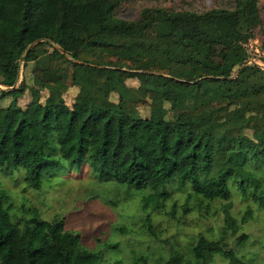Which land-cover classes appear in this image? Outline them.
I'll use <instances>...</instances> for the list:
<instances>
[{
	"label": "trees",
	"instance_id": "16d2710c",
	"mask_svg": "<svg viewBox=\"0 0 264 264\" xmlns=\"http://www.w3.org/2000/svg\"><path fill=\"white\" fill-rule=\"evenodd\" d=\"M142 1L0 0L1 173L38 190L87 166L96 182H115L128 195L151 191L141 197L151 211L165 206L177 183L185 212L192 202L194 209L221 215L224 226L217 238L198 235L189 255L172 248L165 264H211L216 253L229 264H246L226 240L240 228L231 210L235 191L264 205V68L250 62L257 38L264 61L261 0H233L232 8L205 12L155 0L135 18H123ZM12 7L20 27L9 23ZM218 15L233 22L222 29ZM116 38L151 47L137 55L106 53ZM155 46L177 52L179 60L148 65ZM133 72H143L144 86L127 83ZM70 87L78 91L72 105L65 100ZM128 96L137 105L126 104ZM143 106L168 107V113L144 116ZM102 191L92 187V194ZM10 199L0 188V264H102V253L67 229L64 217L42 220L38 207L25 204L19 217ZM146 221L145 231L155 234L151 212ZM112 240L105 248L120 246Z\"/></svg>",
	"mask_w": 264,
	"mask_h": 264
},
{
	"label": "rangeland",
	"instance_id": "374dc122",
	"mask_svg": "<svg viewBox=\"0 0 264 264\" xmlns=\"http://www.w3.org/2000/svg\"><path fill=\"white\" fill-rule=\"evenodd\" d=\"M155 2V0H143L134 8L125 9L122 16L126 19H133L139 8L152 6ZM159 3L174 8H193L200 12L213 8H232L234 5L233 0H159ZM261 6L264 16V0H261ZM88 12L95 13L92 10ZM215 16L211 17V21H216ZM218 17L220 19L217 22L222 29H226L233 22L226 16L218 15ZM9 23L12 28L20 25L16 7L9 10ZM116 32L123 33L122 29H117ZM78 34L84 35L82 30H79ZM114 42L116 46L107 48L106 53L124 52L137 55L151 47L149 42L141 39H131L127 45H123L120 38H116ZM260 42L257 38L250 44V47L254 49L253 52L255 51L250 62H256L264 68V61L261 58L263 53L260 47L256 48ZM155 49L157 51L149 54L146 62L148 65L165 66L179 60L178 53L173 50L161 46H155ZM85 58L92 60L93 54L87 53ZM184 69L194 73L192 67L186 66ZM140 73L143 72H133L127 83L135 87L139 84L144 86V76ZM33 92L36 95L39 94L36 89ZM77 93L75 87L68 89L65 100L69 105L74 103ZM42 94L44 100L47 90H44ZM50 95L49 103L54 107L58 106L56 95L54 93ZM31 97L32 91L30 90L26 99L30 100ZM113 98L118 100V95H113ZM128 98L126 104L137 105V101L132 96ZM167 108L143 106L141 112L144 116L148 115L151 110L165 115L168 113ZM1 172L0 170V188H5L9 192L11 199L8 204H12L14 212L19 217L23 215L20 210L22 204L38 207L42 220L50 221L58 216L64 217L67 229L79 232L85 246L102 253V264H165L172 248L188 254L191 243L197 239L198 235L217 238L224 226V218L221 215L214 216L213 213L194 209L192 202L188 205L192 209L185 212L186 195L177 190V183L170 189L172 197L165 202V206L151 211L150 207L146 209L141 205L142 193L145 191L132 192L128 195V190L115 182L98 183L96 176L87 166L77 171L71 170L53 182H45L38 190L25 185L24 182H17L13 177L15 174L9 175ZM113 183L120 190L119 196ZM92 187L103 188V191L92 194ZM150 192L146 191L144 194ZM232 202V214L237 218L240 228L236 235H231L229 231L226 240L228 248L233 249L246 264H264V205L256 204L251 197H244L238 191L234 192ZM217 207L220 208V205L217 204ZM248 210H252L251 215L248 221L243 223L242 218ZM150 212L155 234L144 229ZM221 214L223 215L222 212ZM120 227L128 228L129 232L124 234L119 230ZM242 234H247L248 238L241 242L239 236ZM110 238L120 246L115 249L105 248L104 243ZM211 264H229V259L216 253Z\"/></svg>",
	"mask_w": 264,
	"mask_h": 264
}]
</instances>
